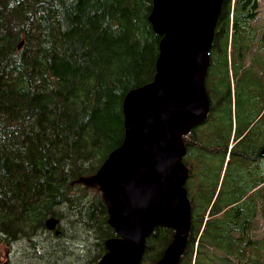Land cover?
<instances>
[{"label":"trees","instance_id":"1","mask_svg":"<svg viewBox=\"0 0 264 264\" xmlns=\"http://www.w3.org/2000/svg\"><path fill=\"white\" fill-rule=\"evenodd\" d=\"M151 5L0 0V264H10L13 241L23 264H47L44 242L59 248L67 232L85 243L91 234L93 247L78 262L93 264L116 236L99 188L82 178L121 143L126 92L154 74L160 35L147 19ZM256 11L257 0H221L207 118L182 137L190 228L177 264H264V237L252 234L256 215L264 216L255 178L264 159L259 168L253 158L264 143V24L254 25ZM48 217L58 220L57 234L45 228ZM173 233L153 227L139 264H157ZM52 260L74 262L71 252Z\"/></svg>","mask_w":264,"mask_h":264},{"label":"water","instance_id":"2","mask_svg":"<svg viewBox=\"0 0 264 264\" xmlns=\"http://www.w3.org/2000/svg\"><path fill=\"white\" fill-rule=\"evenodd\" d=\"M220 5L221 0H152L147 19L160 35L154 74L126 92L121 143L82 178L102 193L116 235L104 241L105 252L93 264H139L155 226L174 230L157 264L179 261L190 223L182 136L209 109L204 81ZM56 222L49 217L44 225L53 229Z\"/></svg>","mask_w":264,"mask_h":264},{"label":"rangeland","instance_id":"3","mask_svg":"<svg viewBox=\"0 0 264 264\" xmlns=\"http://www.w3.org/2000/svg\"><path fill=\"white\" fill-rule=\"evenodd\" d=\"M263 24H264V0H257V11H256L255 19H254V25L260 26ZM212 125H213V122L208 120L201 125L202 130L208 129ZM252 132L254 134L255 129H253ZM249 139L252 140V136H249ZM262 156L263 155H261L260 152H259V155H256V153L253 155V158H256V161H257L255 163V165L259 168H260L261 161L258 158L259 157L262 158ZM263 173H264V170L260 169L259 171H257L255 173V178L256 179H258L259 177L261 178V175ZM260 187L263 188L264 186L262 185ZM81 193H82V191L79 192V194H81ZM72 219L73 218L69 215L68 217L65 218V222L60 224V226H62L63 229L69 228V226H70L69 224H70V221H72ZM53 228H57V225H56V227L54 225ZM252 234L255 237H258V236L264 237V220H262L260 217H258V215L255 217V220L253 222V233ZM41 236H42V234H41ZM42 237H44V236H42ZM48 237L49 236H47L46 238H48ZM87 240H88V242L85 243V242H82V240L80 241L79 239H73L70 237V234L67 232V235L63 234L60 236L59 248L55 247L54 239L50 242H44L43 250L47 254L46 260L49 261L47 264H49V263L50 264H60L59 261H55L52 259L60 256V253H63V252H71V254L73 256V260H74V262H72L71 264H81V262L79 263L78 261L85 259L87 252L89 251V249H92V247H93L92 245L89 246V244L93 243L91 234L88 236ZM51 246L54 248L52 249ZM52 254H54L55 257L54 256L51 257L50 255H52ZM9 256H10V264H23L24 263V261L21 259L20 247L14 241H13ZM262 259L264 260V257ZM26 264H29V263H26Z\"/></svg>","mask_w":264,"mask_h":264},{"label":"flooded vegetation","instance_id":"4","mask_svg":"<svg viewBox=\"0 0 264 264\" xmlns=\"http://www.w3.org/2000/svg\"><path fill=\"white\" fill-rule=\"evenodd\" d=\"M263 145L264 144H262L260 147H258L257 148V150H256V155H259V152L261 151V149L263 148ZM184 146V145H183ZM184 150H185V147H184ZM242 155H245L243 152H242ZM262 158L264 159V156H262ZM183 165H184V167H185V169L187 170V168H186V166H185V164L183 163ZM263 165H264V163H263ZM224 168L226 169V166L224 165V167H222V169H221V171H220V178L222 177V175H223V172H224ZM186 174H187V171H186ZM185 180H186V177H185ZM185 183V182H184ZM184 185V184H183ZM257 186L256 187H260V186H264V173L261 175V178H260V180H259V182L256 184ZM183 188H184V186H183ZM255 188V187H254ZM185 191V190H184ZM250 191H253V189H251ZM185 194H186V192H185ZM186 198H187V196H186ZM188 200V199H187ZM264 202V201H263ZM189 203V202H188ZM190 207V206H189ZM258 215V214H257ZM256 215V216H257ZM189 228H190V223H189ZM189 231V230H188ZM188 233V232H187ZM252 233H253V230H252ZM187 235V234H186ZM185 242H186V237H185ZM185 246V245H184ZM184 249V248H183ZM183 252V251H182Z\"/></svg>","mask_w":264,"mask_h":264},{"label":"crops","instance_id":"5","mask_svg":"<svg viewBox=\"0 0 264 264\" xmlns=\"http://www.w3.org/2000/svg\"><path fill=\"white\" fill-rule=\"evenodd\" d=\"M264 144V143H263ZM258 217H260L262 220H264V216L258 214Z\"/></svg>","mask_w":264,"mask_h":264},{"label":"bare ground","instance_id":"6","mask_svg":"<svg viewBox=\"0 0 264 264\" xmlns=\"http://www.w3.org/2000/svg\"><path fill=\"white\" fill-rule=\"evenodd\" d=\"M20 45H22V44H20Z\"/></svg>","mask_w":264,"mask_h":264}]
</instances>
